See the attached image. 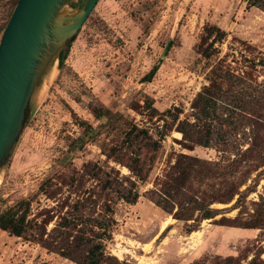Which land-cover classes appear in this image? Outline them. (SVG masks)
<instances>
[{"label": "rangeland", "instance_id": "obj_1", "mask_svg": "<svg viewBox=\"0 0 264 264\" xmlns=\"http://www.w3.org/2000/svg\"><path fill=\"white\" fill-rule=\"evenodd\" d=\"M18 1L0 0V42ZM207 27L226 33L210 60L200 53ZM71 42L0 172V214L22 205L33 227L25 238L0 230V264H77L34 235L50 234L79 200L99 211L115 170L139 194L114 204L107 252L121 263L264 264V10L248 0H100ZM220 60L240 79L223 85L205 148L178 129L195 122L192 105ZM133 125L148 136L127 141ZM202 205L219 215L196 222Z\"/></svg>", "mask_w": 264, "mask_h": 264}, {"label": "trees", "instance_id": "obj_2", "mask_svg": "<svg viewBox=\"0 0 264 264\" xmlns=\"http://www.w3.org/2000/svg\"><path fill=\"white\" fill-rule=\"evenodd\" d=\"M248 6L264 10V0H248ZM215 30L218 35L208 44ZM205 34L203 36L204 41L200 46V53L205 59L210 60L217 53L215 45L223 42L226 33L217 27H207ZM206 44L208 45L206 46ZM67 54L66 50L62 52L60 56L61 66L64 64ZM239 79L237 75L223 64V60L212 66L208 74L209 85L203 87V90L198 94L192 105V116L195 122L183 123L178 129L183 133L185 140L193 142L197 146L210 147L213 123L220 118H216V116H219L218 103L224 92L223 85H235L233 80ZM101 115L97 114V117L101 118ZM185 126L197 130L192 133ZM139 134L148 136L146 129L140 130L137 125H133L132 129L126 134V140L130 141L134 135L135 137H140ZM198 135L199 137H197ZM108 158L111 159V155H108ZM135 160L138 162L139 159ZM115 172L116 177L114 179H105L104 187L108 190V194L104 196L105 201L100 205L99 211V204L93 199L79 200L75 203L73 212L60 217L50 234H47L46 231L44 233L40 232L34 235V240L42 247L48 249V251L57 253L61 257L77 264H123L115 256L107 252V243L113 240V233L117 224L114 204L116 200L135 204L139 194L133 193L132 186L124 185L120 171L115 170ZM133 172L135 173V171ZM137 176L140 177V175ZM183 177L184 175H180L177 180ZM196 211L200 212L199 220H195L196 222L215 219L219 215V210L210 208V205H207V207L198 206ZM179 219L191 221L193 217H182ZM32 228V221L28 219V212L26 209L23 211L22 205L9 208L0 214V230L10 236L25 238ZM193 231L195 229L190 227L188 233L190 234ZM46 234L47 238H45Z\"/></svg>", "mask_w": 264, "mask_h": 264}, {"label": "water", "instance_id": "obj_3", "mask_svg": "<svg viewBox=\"0 0 264 264\" xmlns=\"http://www.w3.org/2000/svg\"><path fill=\"white\" fill-rule=\"evenodd\" d=\"M99 1H19L0 42V172L27 128L37 89Z\"/></svg>", "mask_w": 264, "mask_h": 264}, {"label": "bare ground", "instance_id": "obj_4", "mask_svg": "<svg viewBox=\"0 0 264 264\" xmlns=\"http://www.w3.org/2000/svg\"><path fill=\"white\" fill-rule=\"evenodd\" d=\"M1 185H2V177L0 176V188H1Z\"/></svg>", "mask_w": 264, "mask_h": 264}]
</instances>
